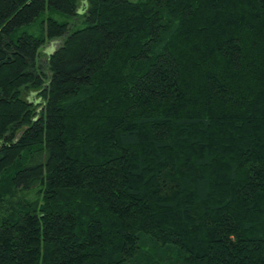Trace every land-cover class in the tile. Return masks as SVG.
<instances>
[{
  "label": "trees",
  "instance_id": "16d2710c",
  "mask_svg": "<svg viewBox=\"0 0 264 264\" xmlns=\"http://www.w3.org/2000/svg\"><path fill=\"white\" fill-rule=\"evenodd\" d=\"M0 264H264V0H0Z\"/></svg>",
  "mask_w": 264,
  "mask_h": 264
},
{
  "label": "rangeland",
  "instance_id": "374dc122",
  "mask_svg": "<svg viewBox=\"0 0 264 264\" xmlns=\"http://www.w3.org/2000/svg\"><path fill=\"white\" fill-rule=\"evenodd\" d=\"M86 4L85 3H80V5H79V9H78V13L79 14H81L82 13V9L84 8V6H85ZM52 17L55 19V20H57V21H64V20H66V21H68L69 23H70V25L71 26H73V27H77V26H79V24H80V22H81V19L79 18V17H77V18H75V19H68L67 17H64V16H62V15H60V14H57V13H55V14H52ZM59 44V41H51V42H49L48 44H45V46H43V48L41 49V51H40V58H41V60H45L46 59V55L50 52V51H52V50H54L56 47H57V45ZM35 192H36V190H33L32 192H30L29 194H28V198H29V200L31 199H33V198H35Z\"/></svg>",
  "mask_w": 264,
  "mask_h": 264
}]
</instances>
